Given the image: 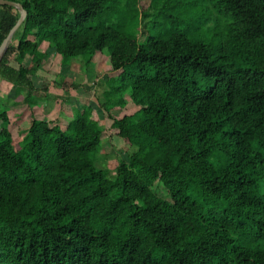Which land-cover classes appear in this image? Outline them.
I'll use <instances>...</instances> for the list:
<instances>
[{
	"label": "trees",
	"instance_id": "1",
	"mask_svg": "<svg viewBox=\"0 0 264 264\" xmlns=\"http://www.w3.org/2000/svg\"><path fill=\"white\" fill-rule=\"evenodd\" d=\"M13 1L0 76L34 116L15 145L0 105V264H264V0ZM19 17L0 4V45ZM50 48L117 73L95 98L110 126L88 101L65 129L37 115ZM115 136L134 151L111 175Z\"/></svg>",
	"mask_w": 264,
	"mask_h": 264
},
{
	"label": "rangeland",
	"instance_id": "2",
	"mask_svg": "<svg viewBox=\"0 0 264 264\" xmlns=\"http://www.w3.org/2000/svg\"><path fill=\"white\" fill-rule=\"evenodd\" d=\"M165 1V0H160ZM127 0H121L122 6L126 11ZM154 0H142L144 6L153 4ZM214 3H209L210 11H213ZM207 7V6H206ZM208 9V7H207ZM195 19V18H192ZM212 23V22H211ZM152 24L144 26L146 32L150 30ZM143 28L139 25L133 27L132 32L136 35L142 32ZM49 53L48 66L49 71H42L41 77H35L36 86L40 89L39 96H35L36 99H40L42 106V112L52 115L53 118H57L65 129L69 120L73 117L74 107L76 101L91 102L100 111V115L103 118V125L108 127L112 121L106 118V114L96 103L95 98L98 97L102 101L105 100L104 91L109 89L107 78L113 80L117 79V73H106L102 66L98 64L97 60L87 63L86 56L72 57L68 60H63L59 55L55 54V50L50 48L46 51ZM55 55V56H54ZM54 56V57H53ZM62 60L65 64H62ZM51 71V73H50ZM55 80H57L55 82ZM62 82L61 84H56ZM114 84V83H113ZM112 84V85H113ZM48 87V92L44 90V87ZM48 94L49 96L47 97ZM42 100V101H41ZM53 106V107H52ZM52 109L56 111L52 112ZM137 107L133 103H129L122 109L114 110L113 113L117 117H122L126 114H132L136 111ZM27 110L26 112H28ZM51 111V113H49ZM26 115V114H25ZM26 116L22 119L14 118L12 120V132L15 138V145H20L26 135V123L22 121L26 120ZM19 119V121H18ZM28 119V117H27ZM29 121V119H28ZM23 127V128H22ZM22 128V129H21ZM134 151V147L127 141L120 137H111L103 139L98 153V165L101 168L108 169L109 174L115 175L116 168L120 160L127 159L129 154ZM154 189L160 194L165 196L167 191L161 182H156Z\"/></svg>",
	"mask_w": 264,
	"mask_h": 264
},
{
	"label": "crops",
	"instance_id": "3",
	"mask_svg": "<svg viewBox=\"0 0 264 264\" xmlns=\"http://www.w3.org/2000/svg\"><path fill=\"white\" fill-rule=\"evenodd\" d=\"M45 49L46 48H44L43 51H45ZM55 54L59 55L60 58H61V55L59 53H57L56 51H55ZM48 56H46V59H45V61L43 63V67L40 69V71L38 72V74H37L36 77H41V72L42 71H47V70L49 71L50 68L48 69V66H46L47 61H49V57ZM60 63H62V62H60ZM10 64L14 68H18V66H19L18 63H17V61H15V60H12ZM50 73H51V71H50ZM34 81H35V79H34ZM56 81L57 80H55V82ZM35 86H36V83H35ZM13 88H14V84H13L12 81L6 80V78L0 76V105L1 104H6V103L8 105H10V110L8 111L9 116H10V124H9V128L10 129L12 128V125H13L12 120L14 118H16V119L17 118L22 119L24 116H26V118H25L26 120L22 121V123H26V126H25L24 129H28L29 126H30V124H31L32 117L34 116L33 108H31L27 104H23V103L14 105L15 104V102L13 101L14 98L11 97L12 96V89ZM37 89H39V87H37ZM27 92H28L27 89H24V90L20 91L19 96L17 97L16 100H18V101L21 100L22 101V99L27 95ZM34 108L37 109V115L44 113V111L42 112V106H41L40 101L38 102V104ZM27 110H29V111L26 112ZM52 112H55L56 113V111L54 109H52ZM49 113H51V111H49ZM45 115L47 116V118H49V117L51 118L52 117V115L48 116L47 113ZM27 117H28L29 121H28ZM18 121H19V119H18ZM11 131H12V129H11Z\"/></svg>",
	"mask_w": 264,
	"mask_h": 264
},
{
	"label": "water",
	"instance_id": "4",
	"mask_svg": "<svg viewBox=\"0 0 264 264\" xmlns=\"http://www.w3.org/2000/svg\"><path fill=\"white\" fill-rule=\"evenodd\" d=\"M0 4L2 5H13L20 11V17L17 21V23L13 26V28L10 30L7 37L4 39L2 44L0 45V62L2 61L3 57L5 56L9 46L13 43V37L17 29L21 26L23 21L25 20L28 12L22 5V3L13 1V0H0Z\"/></svg>",
	"mask_w": 264,
	"mask_h": 264
}]
</instances>
